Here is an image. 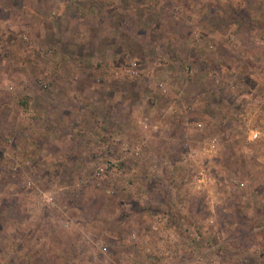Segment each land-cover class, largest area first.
I'll return each instance as SVG.
<instances>
[{
    "label": "rangeland",
    "instance_id": "obj_1",
    "mask_svg": "<svg viewBox=\"0 0 264 264\" xmlns=\"http://www.w3.org/2000/svg\"><path fill=\"white\" fill-rule=\"evenodd\" d=\"M0 264H264V0H0Z\"/></svg>",
    "mask_w": 264,
    "mask_h": 264
},
{
    "label": "built area",
    "instance_id": "obj_2",
    "mask_svg": "<svg viewBox=\"0 0 264 264\" xmlns=\"http://www.w3.org/2000/svg\"><path fill=\"white\" fill-rule=\"evenodd\" d=\"M131 72V71H130ZM257 133L253 134V138L256 139L257 138ZM100 166L98 167L97 170V175H103L106 171L111 170L113 163L107 160H103L101 161V163L99 164Z\"/></svg>",
    "mask_w": 264,
    "mask_h": 264
},
{
    "label": "trees",
    "instance_id": "obj_3",
    "mask_svg": "<svg viewBox=\"0 0 264 264\" xmlns=\"http://www.w3.org/2000/svg\"><path fill=\"white\" fill-rule=\"evenodd\" d=\"M117 43V42H116ZM118 44H120L121 46H123V45H125L123 42H119ZM115 46V45H114ZM121 51H123V49H121ZM213 71H215L214 69H213Z\"/></svg>",
    "mask_w": 264,
    "mask_h": 264
},
{
    "label": "crops",
    "instance_id": "obj_4",
    "mask_svg": "<svg viewBox=\"0 0 264 264\" xmlns=\"http://www.w3.org/2000/svg\"><path fill=\"white\" fill-rule=\"evenodd\" d=\"M82 90V89H81ZM61 111V110H60ZM62 112V111H61ZM70 112V111H69ZM36 113V114H35ZM34 114L36 115V116H38V114H39V112H34ZM80 118V117H79Z\"/></svg>",
    "mask_w": 264,
    "mask_h": 264
}]
</instances>
